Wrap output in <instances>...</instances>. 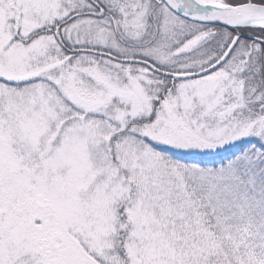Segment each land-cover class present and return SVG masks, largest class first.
I'll return each mask as SVG.
<instances>
[{"label": "snow or ice", "instance_id": "obj_1", "mask_svg": "<svg viewBox=\"0 0 264 264\" xmlns=\"http://www.w3.org/2000/svg\"><path fill=\"white\" fill-rule=\"evenodd\" d=\"M0 264H264V0H0Z\"/></svg>", "mask_w": 264, "mask_h": 264}]
</instances>
